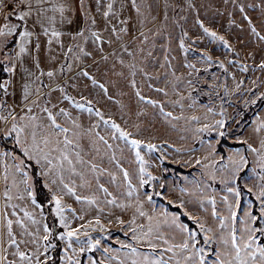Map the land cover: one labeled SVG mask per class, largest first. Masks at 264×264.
<instances>
[{
    "label": "rangeland",
    "instance_id": "374dc122",
    "mask_svg": "<svg viewBox=\"0 0 264 264\" xmlns=\"http://www.w3.org/2000/svg\"><path fill=\"white\" fill-rule=\"evenodd\" d=\"M131 1L137 3V0H83L84 16L87 12L85 27H96L102 39L97 41L90 32H85L86 40L82 36L70 39L73 45L71 51H67L63 45L61 58L67 68L63 69L62 76L57 70L52 78L53 83L46 86L48 90L40 97L39 103L48 101L49 105H55L52 110L60 123L79 133L77 142L81 148L78 150L85 162L91 160L97 165L95 171L90 170L87 163L77 165L85 173L83 182L78 175L65 174L66 182L75 181L77 195L95 197V203L77 201L70 194L63 196L64 203L76 210L75 214L67 211L71 227H87L79 229L81 238H73L72 247L68 248L67 253V240L57 235L61 244L58 264H69L64 259L65 255L75 257L80 264H91L92 261L103 264L107 257L116 255L123 259L126 249H122L121 242L132 243L141 252H148L143 242L137 244L132 240L131 229L135 225L127 223L134 214L137 224L148 223L146 217L136 213L138 201H143V210L154 219L163 221L165 216L162 214L166 212L169 223L162 224L160 230L167 234L172 243H180L187 233L171 224L172 215L176 212L167 210L164 204L154 200L153 194L169 205L180 208L195 224L197 229H189L196 233L198 246L205 247L206 259L211 264L215 259V249L222 246L218 243L221 235L219 220L212 216V203L208 197L215 199L216 210L221 215H228L227 203L233 205L237 212L238 229L242 227L240 217L248 214L256 216L252 214L254 198L259 228L264 227L259 198L264 170L258 167L262 163L258 153L247 147V144H252L259 149L260 140L264 138V131H255L259 121L264 119V68L260 66V61L264 59V39L261 38L264 37V0H138L133 6L128 5ZM109 3L113 5L110 11L107 8ZM105 11H109L107 17L104 16ZM92 19H95V25L91 23ZM113 27L117 31L114 32ZM125 28L127 30L123 31ZM204 28L223 36L230 47L204 32ZM181 39L184 41L183 47ZM78 46H82L84 51H79ZM205 53L212 57L211 62L202 58ZM95 56L97 68L86 69L89 75L82 80L78 73ZM217 61H223L224 67ZM70 71L72 74L67 76ZM93 78L98 83H93ZM55 85H60L63 92ZM65 94L76 102L84 103L85 107L77 108L73 100L66 99ZM85 94L91 98V105L80 99ZM142 96L159 103L152 104L149 100L141 99ZM261 103L263 105L259 109ZM89 107L93 110L89 111ZM61 108L71 113L77 122L75 126L59 115ZM221 108L224 109L223 115ZM96 109L104 114V120L111 118L131 133L132 139L144 141L141 152L154 179L149 180L145 174L143 178L147 183H140V165L135 157V149L128 138L119 137V132L111 127L110 122L105 124L96 116ZM32 111L46 121L45 114L40 113L39 109L33 107ZM221 119L225 121L222 129L214 123ZM247 121L248 125L244 127ZM203 125H208V129L205 130ZM2 127L3 121H0ZM213 128L216 130L213 131ZM220 131L225 134L219 135ZM221 139L242 142L245 147L228 148L224 145V153L221 154L216 151ZM148 143L156 147L149 150L146 147ZM0 148H3L1 144ZM236 149H240V152L237 153ZM241 155L247 163L241 165L233 177L235 162L239 161ZM123 169L128 170L131 183L135 185L131 196L128 195ZM41 179L43 183V177ZM99 184H103L108 191L101 189ZM182 188L187 191L182 192ZM233 188L238 190V195L229 191ZM2 192L3 183L0 181V209L4 206ZM149 195L151 201L147 199ZM225 196L228 197L227 203L223 199ZM113 197L116 202L109 203ZM180 200L184 201L183 207ZM23 203L28 204L30 211L33 210L29 201ZM23 203L21 209H17L19 217L25 220L29 230H35L37 226L23 216ZM8 211V218L15 221L17 217L11 215L10 206ZM35 211L37 219H40L39 209ZM97 216L100 224H96ZM193 216L197 220H193ZM117 218L126 223H119ZM177 223H181L178 216ZM200 223L212 228L209 236L217 237L206 246ZM252 223L255 224V221ZM13 230L19 239L31 241L32 237L21 235L20 225L14 223ZM223 231L227 233L228 229ZM0 233L6 239L3 220H0ZM40 235H43L42 231ZM88 237L93 240L99 238L100 243L90 247ZM261 238L264 239V235H260ZM5 247L9 251L8 258H15L11 255L14 248L6 244ZM25 248L35 250V245L21 243V249ZM53 248L49 250V256ZM79 248L85 250L74 251ZM208 248L212 252H208ZM105 249L108 251L105 252ZM170 255L165 253V258ZM109 264H117V261L113 259Z\"/></svg>",
    "mask_w": 264,
    "mask_h": 264
},
{
    "label": "snow or ice",
    "instance_id": "6c2138e0",
    "mask_svg": "<svg viewBox=\"0 0 264 264\" xmlns=\"http://www.w3.org/2000/svg\"><path fill=\"white\" fill-rule=\"evenodd\" d=\"M12 7L9 8L8 3L5 0H0V13L3 14V24H0V37L13 36L18 34V39L16 40L15 49H7L9 41L4 39L0 42V47L7 49L3 55V61L6 67L4 71L9 74H14L17 68V61H19L20 66L24 68L23 54L29 53V45L31 43V38L36 36L35 47L38 50L40 48L39 34L33 29L37 26L43 32L45 36L48 37L49 44L52 42L53 38H59L61 32L56 28L57 14L61 21L65 19V11L70 7L65 0H9ZM135 6V5H134ZM83 0L81 2V8H83ZM113 5L109 3L107 5L108 10L112 9ZM109 11L104 12V16L109 15ZM139 11V9H137ZM17 17L20 23H12L10 17ZM85 17L87 18V12H85ZM31 19V28L29 26V20ZM91 23L95 25V19L91 20ZM21 24L23 25L21 27ZM203 27V22H200ZM114 32L117 31L115 27L112 29ZM126 31L127 29H122ZM204 32L208 33L210 36L218 38L224 43L226 47H230L228 41L225 40L223 36H218L215 31L209 28H204ZM86 27H81L78 32L74 33V36H85ZM90 31L92 37L99 41L101 36L94 31ZM255 31V28H253ZM49 32L51 33L49 35ZM186 36L187 33L185 32ZM264 39V37H261ZM147 39V37H145ZM59 42V41H58ZM111 43V41H109ZM181 46H184V41L181 39ZM73 45H68V50L71 51ZM79 51L83 52L82 46H78ZM131 52L130 49H125ZM90 55V53H87ZM67 55V54H66ZM202 58L211 62L212 57L206 53L202 55ZM79 59V57H77ZM36 68L40 70V76H43V70L40 69V61L38 58L34 59ZM123 63V61H121ZM221 67H224L223 61H217ZM260 66L264 68V59L260 61ZM69 67L71 65L69 64ZM192 67V65H189ZM24 71L29 77L33 76V73L27 68ZM63 71V68H61ZM85 76L89 74L87 72L83 73ZM55 75V69L49 68L47 71L48 77H53ZM146 75H149L146 73ZM40 77H36L39 79ZM12 83L11 77L0 82V90H2L5 96L8 93L9 85ZM93 83H98V81L93 78ZM135 84V81H132ZM44 85L36 86L34 79L25 80L23 83V95L22 100L24 102V107L27 108L26 113L17 114L15 109L7 105L5 99L0 98V121H3V127L0 128V139H11L12 147L0 148V181L3 183L4 206L0 209V220L5 222L7 237L5 239L3 233H0V264H49L50 256L49 250L53 248L54 242L52 240L53 235H59L61 239L67 240V247L65 248V253H67L68 248L72 247L73 238L78 240L81 238V232L79 229L81 227L86 228L87 226L77 225L75 228L71 227V219L67 215V211L70 210L75 214L76 210L72 208L71 205L65 204L63 196L70 194L75 196L77 201H87L89 203H95V197L92 196H81L77 195L75 181L66 182V173H71L78 175L83 182L85 173L81 171L77 165H87L90 166V170L95 171L97 165L91 160L85 162L81 156V152L78 150L81 145L77 142L79 133L75 132L73 128L66 127L57 119V114L53 112L52 108L55 105H49L48 101L43 104L39 103L40 97L43 95L41 88ZM55 87L60 88L63 92V88L60 85H55ZM239 87V85H237ZM33 88H35V97L29 101V97L33 95ZM51 91V90H50ZM105 91L107 89L105 88ZM137 95H139V90H137ZM264 95V94H262ZM66 96V99L73 100V97ZM141 99L149 100L148 97L142 96ZM152 104L159 103L155 100H149ZM255 103V101H252ZM77 108H84V103H79L73 100ZM91 105V102L88 101ZM33 107L39 109L40 113L45 114L46 121L37 115L36 112L32 111ZM7 109V114H3L4 110ZM93 109L89 107V111ZM212 111V109H209ZM221 115L224 114V109L220 110ZM97 117L104 120V114L98 109L95 110ZM59 115H63L71 122L72 125H76L77 122L71 116V113L67 109H59ZM166 115H171V113H166ZM193 119H197L193 117ZM111 123V127L119 132L120 138H128L130 144L135 149V157L139 162V172H140V183L145 184L147 181L144 180V175L147 174L149 180L154 179L152 174L148 172L146 167L147 161L141 152V145L144 144L143 140L132 139V134L121 128V126L116 123V121L104 120L105 124ZM219 128H223L225 121L223 119L214 122ZM205 130L208 129V125L202 126ZM216 129L213 128V131ZM88 131H92L89 129ZM256 132L264 131V119L260 120L255 128ZM225 133L223 131L219 132V135L223 136ZM115 135V133H113ZM103 140V137H100ZM241 139V138H237ZM246 143V141H244ZM112 147V145H108ZM146 147L151 150L156 147L152 143H148ZM250 151L258 153V158L262 161L258 165L259 168L264 170V138L260 140V148H254L252 144H247ZM239 153L240 149H236ZM113 159L115 156L113 155ZM231 160L232 157H229ZM119 165V161L116 162ZM236 167L233 170V177L239 172L240 166L247 163L246 158L241 155L239 161L235 162ZM38 169V175L43 177V186L48 189V197H46V203L48 204L52 213L58 218L59 224L62 225L63 231L59 233H54L52 227H49L48 223L45 222V211L44 205L40 203L37 199L36 185L32 176L33 168ZM122 167V166H121ZM107 171V169H104ZM123 175L128 183V195H132V190L135 185H132L129 178V173L127 169H123ZM113 179H115V174L113 173ZM261 184L259 198L261 199V212L264 213V172L261 175ZM99 187L107 192V188L103 184H99ZM163 187V185H162ZM181 191H187V189H181ZM229 191L234 192L238 195V190L233 188ZM109 195H111L109 193ZM151 201V196L147 197ZM224 201L227 203L228 197H223ZM19 201L23 203L24 201H29L32 209L29 210L28 204L23 203V216L26 217L31 224L36 225L35 230H29L28 224L24 219L19 217L17 209H21V203H14L13 201ZM208 200L212 203V216L219 220V227L221 229V235L219 236L218 243L222 247H217L215 249V259L211 264H264V243H257L256 241L260 238V235H264V227L257 228L254 221L257 220L256 216L248 214L246 217H240L242 227L238 229L237 227V212L231 203H227L228 215H221L216 210L215 199L213 197H208ZM116 198L113 197L109 203H115ZM180 206H184V201H179ZM9 206L11 207V215L16 216L17 219L8 218L10 213L8 211ZM39 209V217L37 219V214L35 209ZM136 213L140 217H146L148 223L137 224L136 215L134 214L130 221L132 225H135L131 229L132 240L137 244L143 242L149 249L148 252H141L140 248L134 246L132 243L122 244V249H126L124 252V258L116 255L114 257H107L103 264H109V261L115 260L117 264H209L206 259L205 247L198 246L196 241V233L188 228L187 225L183 223H177L178 214L173 213L171 218V224L178 227L182 232L187 233L183 237L180 243H172L167 234L160 230L162 224H168L167 213L164 215L165 219L163 221L154 219L153 216L148 215L147 211L143 210V201L137 202ZM188 215H191L188 213ZM82 218V217H81ZM193 220H197V217H191ZM96 224H100L99 216L95 217ZM118 222L121 224L126 223L123 220L117 218ZM264 220V217H262ZM16 223L21 227V235L32 237L31 241L21 240L17 236V233L13 230V224ZM96 225H92L95 227ZM103 229V225H101ZM224 229H228L227 233H224ZM200 230L204 232V244L205 246L211 241L216 240L217 237L209 236L208 233L212 232L211 227H206L204 223H200ZM41 231L43 235H40ZM86 235V233H85ZM160 241L161 243H157ZM21 243L27 245L32 243L35 245V250L25 248L21 249ZM100 243L99 238L93 240L88 237L87 244L90 247H96ZM5 244L14 248V252L11 255L15 258L9 259L8 248ZM41 248L43 251L41 252ZM84 248L74 249V251L83 252ZM159 250V251H158ZM105 252L108 249L104 250ZM208 252H212L211 248L207 249ZM165 253H171L170 256L165 258ZM41 256L43 258H41ZM18 258V259H17ZM64 259L69 261V264H80V261L75 259V257L70 255H65ZM91 264H96V261H92Z\"/></svg>",
    "mask_w": 264,
    "mask_h": 264
},
{
    "label": "crops",
    "instance_id": "0c3cea01",
    "mask_svg": "<svg viewBox=\"0 0 264 264\" xmlns=\"http://www.w3.org/2000/svg\"><path fill=\"white\" fill-rule=\"evenodd\" d=\"M66 3L69 4V8L65 11V19L61 21L59 14H57V21H56V28L61 32V36L59 38H53L52 42L49 44L48 37L43 34V32L39 29L37 26L35 29H33L36 33L39 34V43H40V48L37 50L35 47V41H36V36H33L31 38V43L29 45L30 48V54L25 53L23 54V60H24V68H27L29 71L33 73L32 77H29L27 73L24 71V68L20 66L19 61H17V68L14 74H9L8 73V78L11 77L12 83L9 85L8 93L5 96L3 94V99L7 101V105L14 108L16 113H26L27 108L24 107V102L22 100V95H23V83L25 80L28 79H34L36 86L41 85V83L44 85V87L41 88V92H45L48 89L46 86L48 84L53 83V77H48L47 76V71L49 68L55 69V74H57V70H59L58 74L62 76V71L61 68L66 69L67 66L64 65L63 59L61 58V53L64 51L63 45L67 47L68 51V45L71 43L70 39L74 37V33L78 32L81 27H85V16L83 13V9L81 8V0H65ZM9 8L12 7V4L9 3V0H7ZM132 5L137 4L134 3L133 1L129 2ZM143 3V2H142ZM127 4V3H124ZM123 4V5H124ZM127 6V5H125ZM149 13V12H148ZM3 14L0 13V24H3L5 21L3 20ZM10 20L12 23H20L17 19V17L12 16L10 17ZM29 26L31 28L32 21L31 19L29 20ZM23 25L21 24V27ZM91 31L97 32V28L91 29ZM85 32H90L88 29H86ZM51 33L49 32V35ZM11 36L8 37H0V42H2L4 39H9ZM18 39V36L16 40ZM59 41V42H58ZM2 47H0L1 51ZM10 49H15L18 51L16 48V42L15 44L10 48ZM38 58L40 61V69L43 70L44 75L40 76V70L36 68V65L34 63V59ZM97 56L94 57V60L89 62V65L86 66L84 64L82 70L78 73V75L81 77L83 80L86 78V76L83 74L86 72V69H91L94 70V68H97ZM7 66V65H5ZM89 73V72H88ZM72 72L67 73V76L71 75ZM36 77H40L39 79H36ZM63 79V78H62ZM85 85H88V82L84 83ZM36 93H35V88H33V95L29 97V101L34 99ZM76 97V96H75ZM89 96L86 94L83 96H80V99L90 101L88 98ZM97 100V97L95 98ZM4 114H7V109L4 110ZM95 123V122H94Z\"/></svg>",
    "mask_w": 264,
    "mask_h": 264
},
{
    "label": "trees",
    "instance_id": "16d2710c",
    "mask_svg": "<svg viewBox=\"0 0 264 264\" xmlns=\"http://www.w3.org/2000/svg\"><path fill=\"white\" fill-rule=\"evenodd\" d=\"M18 34H14L13 36H11L8 41V45H7V49H10L16 42V38H17ZM5 48H2L0 51V82H3L4 80L8 79V73H6L4 71V67L5 63L3 61V55L5 53V51L7 50ZM3 94L4 92L2 90H0V98L3 99ZM264 103V102H263ZM263 103H261V105L259 106V109L262 107ZM246 124H244V127H246L248 125V121L245 122ZM0 144L4 147H12V141L11 139H0ZM224 145L228 148H241V147H245V145L242 142H229L225 139H221L219 141V143L217 144V148L216 151L223 154L224 153ZM38 173V169H35V167L33 168L32 171V176L36 185V191H37V199L38 201H40V203H42L44 205V211H45V222L48 223L49 227H52L54 232L59 233L60 231H62V228L58 225L57 219L54 215V213L51 212L48 204L46 203V197L49 198L48 196V190L43 186L42 183V179L41 177L37 174ZM240 187V183L238 184ZM153 199L156 201L161 202L162 204H164V206H166L167 210L171 211V212H176L178 214L179 220L181 223L185 224L188 226V228L191 229H197L195 224L186 216V214L178 207H173L171 205H169L167 202H165L163 199L158 198L156 195L153 194ZM252 214L256 215L257 220L255 221V226L257 228H259V214L257 213V210L255 209L256 207V201L253 198L252 200ZM52 240L54 242V248L52 251H50V261L49 264H58L59 263V258H60V253H61V244L58 241L57 235H53ZM259 242L260 243H264V239L263 238H259Z\"/></svg>",
    "mask_w": 264,
    "mask_h": 264
}]
</instances>
